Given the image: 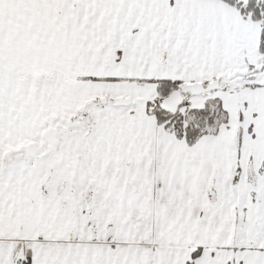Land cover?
<instances>
[{
  "label": "snow or ice",
  "instance_id": "1",
  "mask_svg": "<svg viewBox=\"0 0 264 264\" xmlns=\"http://www.w3.org/2000/svg\"><path fill=\"white\" fill-rule=\"evenodd\" d=\"M0 264H264V0H0Z\"/></svg>",
  "mask_w": 264,
  "mask_h": 264
}]
</instances>
